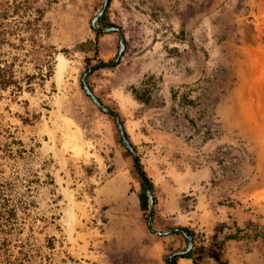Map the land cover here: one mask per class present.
<instances>
[{
    "label": "rangeland",
    "instance_id": "obj_1",
    "mask_svg": "<svg viewBox=\"0 0 264 264\" xmlns=\"http://www.w3.org/2000/svg\"><path fill=\"white\" fill-rule=\"evenodd\" d=\"M194 3L196 11L186 18L192 25L191 39L186 41L188 35L182 33L173 57L176 65L190 63L196 78L190 102L172 107V125L178 134L185 124L193 127L183 136L198 153L197 166L205 164L202 147L207 140L233 126V141L217 146L206 162L219 165L222 172L246 157L259 167L264 162V84L263 92L257 81L254 85L257 118L240 124L247 113L239 102L242 70L248 74L252 68L248 61L243 66L246 52L264 47V0ZM75 4L0 0V264H124L126 256L117 253L116 238L106 235L107 211L124 205L135 208L140 205L134 198L136 188L146 193L133 165V157L141 154L123 145L114 118L82 87V74L100 62L82 52L84 25L89 23L81 21ZM59 57L65 62L62 70ZM126 71L120 66L113 76L117 80L105 85L100 80L109 79L107 74L93 71L87 77L97 94L123 116L108 85H120ZM179 73L187 74L188 66ZM134 92L142 97L141 88ZM134 109L137 119L146 106ZM186 112L190 118L183 126L180 116ZM129 117L131 113L124 119ZM257 126L262 130L254 135ZM141 206L145 224L149 204Z\"/></svg>",
    "mask_w": 264,
    "mask_h": 264
},
{
    "label": "crops",
    "instance_id": "obj_2",
    "mask_svg": "<svg viewBox=\"0 0 264 264\" xmlns=\"http://www.w3.org/2000/svg\"><path fill=\"white\" fill-rule=\"evenodd\" d=\"M194 1L110 0L97 25L118 26L125 36L126 48L118 66H100L94 73L109 76L100 80L105 85L117 80L113 76L120 66L127 70L120 85L108 88L123 107L124 116L131 113L128 119L121 112L118 114L130 142L141 154V168L152 187L153 228L158 231L186 228L193 234L194 254L173 257L175 264H264V162L259 167L252 166L243 157L236 168L222 172L217 168L219 165L206 162L217 146L233 141L230 135L237 131L232 126L226 134L207 140L202 147L205 158L200 156L205 164L197 166L198 153L183 136L194 131L185 124L190 114L180 116L185 124L184 129L178 130L180 134L172 125V107L190 102L191 85L196 78V71L190 72V63L176 65L173 57L175 48L183 41L181 34L188 35L186 41L191 39L192 25L186 18L190 11H196ZM101 2L76 0L74 5L81 21L89 23L84 25L82 52L100 64L116 59L120 42L117 31L97 33L92 28ZM191 45L189 40V49ZM159 65L165 66L159 69ZM186 66L188 73L180 74V68ZM89 86L103 104L113 109L91 83ZM134 88L135 91L141 88L142 97L138 98ZM136 106H146L144 115L137 119L133 115ZM153 121H158L161 127ZM134 198L140 204L135 208L124 205L107 211L110 220L106 235L116 238L117 253L126 256L124 264L127 258L131 264H169L171 253L188 248L187 237L180 231L157 234L151 230L148 221L142 222L141 205L146 204L147 208L149 204L147 191L143 193L136 188Z\"/></svg>",
    "mask_w": 264,
    "mask_h": 264
},
{
    "label": "water",
    "instance_id": "obj_3",
    "mask_svg": "<svg viewBox=\"0 0 264 264\" xmlns=\"http://www.w3.org/2000/svg\"><path fill=\"white\" fill-rule=\"evenodd\" d=\"M109 2L110 0H103V4H102V7L99 9V11L96 13V15L93 17L92 19V22H91V25L93 27V29L97 32V33H100V32H109V31H117L120 35V42H119V51H118V54H117V57L114 61L110 62V63H102V64H99L95 67H92V68H89L87 69L83 74H82V77H81V84H82V87L84 89V91L86 92V94L95 102V104L104 112L110 114L114 120H115V123L117 125V128L119 130V133H120V137H121V141L123 143V145L131 152H135V149H134V146L132 145V143L130 142L129 138H128V135L124 129V126H123V123H122V120H121V117L120 115L106 107L102 101L94 94V92L92 91V89L90 88L89 86V83L87 81V77L95 70V68L99 67V66H104V65H109V66H114V65H117L120 60H121V57L125 51V48H126V40H125V36L124 34L122 33L121 29L118 27V26H110V27H99L97 24L99 22V20L101 19V17L103 16V14L105 13V11L107 10L108 8V5H109ZM138 171L145 183V186H146V191H147V195H148V198H149V215H148V226L151 230L155 231L157 234H168V233H174V232H177V231H180L181 233H183L187 239H188V242H189V245H188V248L185 249L184 251H178V252H173L169 255L168 257V263L169 264H172V262H170V260L177 256V255H184L185 253L189 252L190 250L193 249L194 247V239L192 237V235L184 230V229H172L170 231H158V230H155L153 228V225H152V219H153V213H154V208H155V200H154V196H153V192H152V189H151V185H150V182L148 180V178L142 173V170L141 168H138Z\"/></svg>",
    "mask_w": 264,
    "mask_h": 264
},
{
    "label": "bare ground",
    "instance_id": "obj_4",
    "mask_svg": "<svg viewBox=\"0 0 264 264\" xmlns=\"http://www.w3.org/2000/svg\"><path fill=\"white\" fill-rule=\"evenodd\" d=\"M254 53L256 55L257 65H254V60H255ZM244 58L245 59L242 62L244 64L243 66H245V62L248 61L249 68L250 67H252V68L249 69L250 72H248V74H247L245 72L243 66L240 65L243 68L242 74H241V78H242L241 80L243 82L241 92L243 91V96H241L239 104H240L242 110H244V112L246 111L245 113H247V117L245 116L244 118L241 117L239 119V123L240 124L245 122V120H246L245 118L255 119V118H257L259 116L256 113V112H258L256 109L259 106L254 104V98L256 97L254 95V94H256L254 88H257V87H254V85H255V81H257L259 83V87H260L259 89L261 90L260 92H263V86L262 85L264 84V47H259V49H257V50L249 49L246 52V55H245ZM63 65H65V62L63 61V59H61L59 57V59H58L59 69L63 68ZM239 69H241V67H239ZM247 75H249L250 77L247 76ZM252 79H253V81H251ZM263 102H264V99H263ZM259 109H260V107H259ZM259 130H262L261 127H258V126H257V128L255 127L254 131H253V134L254 135H258V134H255V133L256 132H260Z\"/></svg>",
    "mask_w": 264,
    "mask_h": 264
},
{
    "label": "trees",
    "instance_id": "obj_5",
    "mask_svg": "<svg viewBox=\"0 0 264 264\" xmlns=\"http://www.w3.org/2000/svg\"><path fill=\"white\" fill-rule=\"evenodd\" d=\"M38 13L40 14V17L42 16L43 17V15H44V13H45V8L44 7H41V8H39L38 9ZM109 26H112V24H109ZM86 61H88V58L86 59ZM134 163H135V166L137 167V168H141V162H140V158L138 157V156H134ZM144 175H145V173L144 172H142ZM151 185V184H150ZM151 189H152V187H151ZM154 200H155V198H154ZM183 229V228H182ZM184 230H186V231H188L190 234H192V232L189 230V229H184ZM193 235V234H192ZM193 237V236H192ZM194 250L192 249V250H190L189 252H187V253H185L184 254V256H192V254H194ZM171 262H172V264H175V258H173L172 260H171Z\"/></svg>",
    "mask_w": 264,
    "mask_h": 264
},
{
    "label": "built area",
    "instance_id": "obj_6",
    "mask_svg": "<svg viewBox=\"0 0 264 264\" xmlns=\"http://www.w3.org/2000/svg\"><path fill=\"white\" fill-rule=\"evenodd\" d=\"M224 150L226 151V150H228V149H222V152H223ZM234 160H235V159H233V161H234ZM223 163H224V165H226L227 160H226V161H223ZM224 165H223V166H224ZM218 167H219V166H218ZM222 169H223V168H222Z\"/></svg>",
    "mask_w": 264,
    "mask_h": 264
},
{
    "label": "flooded vegetation",
    "instance_id": "obj_7",
    "mask_svg": "<svg viewBox=\"0 0 264 264\" xmlns=\"http://www.w3.org/2000/svg\"><path fill=\"white\" fill-rule=\"evenodd\" d=\"M119 64V63H118Z\"/></svg>",
    "mask_w": 264,
    "mask_h": 264
}]
</instances>
